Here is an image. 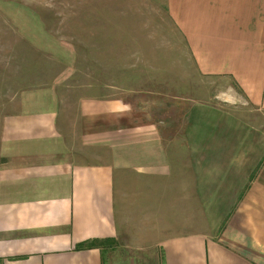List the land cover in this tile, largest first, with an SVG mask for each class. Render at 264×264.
<instances>
[{
	"label": "crops",
	"instance_id": "crops-1",
	"mask_svg": "<svg viewBox=\"0 0 264 264\" xmlns=\"http://www.w3.org/2000/svg\"><path fill=\"white\" fill-rule=\"evenodd\" d=\"M161 2L261 122L195 103L136 123L81 98L64 127L54 93L25 94L0 133V264H264V0Z\"/></svg>",
	"mask_w": 264,
	"mask_h": 264
},
{
	"label": "rangeland",
	"instance_id": "rangeland-1",
	"mask_svg": "<svg viewBox=\"0 0 264 264\" xmlns=\"http://www.w3.org/2000/svg\"><path fill=\"white\" fill-rule=\"evenodd\" d=\"M231 89L195 69L161 0H0V133L24 95L40 90L54 93L64 127L81 98L122 100L136 123L178 125L195 103L261 122Z\"/></svg>",
	"mask_w": 264,
	"mask_h": 264
}]
</instances>
